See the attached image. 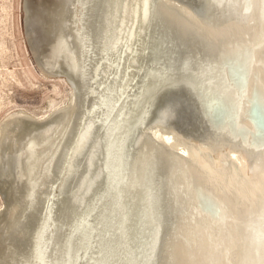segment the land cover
I'll use <instances>...</instances> for the list:
<instances>
[{"label": "bare ground", "instance_id": "obj_1", "mask_svg": "<svg viewBox=\"0 0 264 264\" xmlns=\"http://www.w3.org/2000/svg\"><path fill=\"white\" fill-rule=\"evenodd\" d=\"M21 5L69 95L0 122V264H264V0Z\"/></svg>", "mask_w": 264, "mask_h": 264}, {"label": "rangeland", "instance_id": "obj_2", "mask_svg": "<svg viewBox=\"0 0 264 264\" xmlns=\"http://www.w3.org/2000/svg\"><path fill=\"white\" fill-rule=\"evenodd\" d=\"M22 2L0 0V122L15 112L47 116L69 95L62 78L43 76L33 64L25 39ZM1 204L0 199V208Z\"/></svg>", "mask_w": 264, "mask_h": 264}, {"label": "clouds", "instance_id": "obj_3", "mask_svg": "<svg viewBox=\"0 0 264 264\" xmlns=\"http://www.w3.org/2000/svg\"><path fill=\"white\" fill-rule=\"evenodd\" d=\"M257 227L260 229V234L254 233V240L258 243L264 244V209H262L257 216Z\"/></svg>", "mask_w": 264, "mask_h": 264}, {"label": "water", "instance_id": "obj_4", "mask_svg": "<svg viewBox=\"0 0 264 264\" xmlns=\"http://www.w3.org/2000/svg\"><path fill=\"white\" fill-rule=\"evenodd\" d=\"M26 39V38H25ZM26 43H27V45H28V48H29V44H28V41L26 40ZM29 51H31L30 50V48H29ZM31 53V52H30ZM31 55H32V53H31ZM33 56V55H32ZM33 59H34V57H33ZM37 67V69H38V71L42 74V75H45L46 77H49V78H63L64 79V76H62V75H59V76H55V75H51V74H46V73H44V72H42L41 70H40V68H38V65L37 64H35ZM67 81V80H66Z\"/></svg>", "mask_w": 264, "mask_h": 264}]
</instances>
